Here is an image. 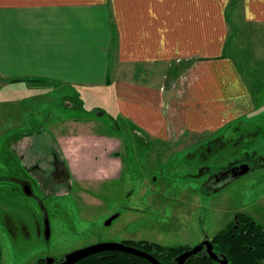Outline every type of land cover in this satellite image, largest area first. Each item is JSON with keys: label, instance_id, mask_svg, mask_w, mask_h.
Instances as JSON below:
<instances>
[{"label": "crops", "instance_id": "crops-1", "mask_svg": "<svg viewBox=\"0 0 264 264\" xmlns=\"http://www.w3.org/2000/svg\"><path fill=\"white\" fill-rule=\"evenodd\" d=\"M238 37L264 39V0H0V136L20 149L39 133L26 104L61 98L69 114L48 126L60 189L116 179L124 124L133 142L176 144L254 111L227 47Z\"/></svg>", "mask_w": 264, "mask_h": 264}, {"label": "rangeland", "instance_id": "rangeland-1", "mask_svg": "<svg viewBox=\"0 0 264 264\" xmlns=\"http://www.w3.org/2000/svg\"><path fill=\"white\" fill-rule=\"evenodd\" d=\"M229 49L244 68L243 75L256 100L254 111L226 123L216 134L187 135L176 144L159 143L144 136L133 137V142L127 133L128 125L124 124L120 135L123 147L108 153L113 164L122 168L119 177L101 182L73 179L64 194L66 187H58L50 195L37 186L42 205L50 212L53 230L49 240L44 227L40 233V223L45 221L42 208L32 199L21 201L11 189L15 186L13 178L37 184V178L49 175L54 165L52 150L56 148L48 127L50 118L69 112L58 105L61 98H55L50 106L46 97L28 102L25 122L34 123L39 133L22 138L20 149L12 145L14 141L7 146L5 136H0V264H35L39 256L67 254L107 240L120 241L122 229L138 230L158 243L188 242L193 247L201 238L199 230L205 228L211 234L225 228L238 212L248 213L264 225V39L238 37L231 39ZM101 100L102 95L95 99L97 108L93 112L100 109ZM110 100L107 97L106 107L115 116ZM220 137L232 139L223 147L230 152L222 155L204 148L214 147ZM242 162L249 165L247 173L221 187L208 184L215 170ZM133 206L146 210L131 214H136V220L131 222L127 210ZM11 210L23 220H17L12 235L7 227ZM27 210L33 212L31 220ZM115 214L119 216L106 225Z\"/></svg>", "mask_w": 264, "mask_h": 264}, {"label": "flooded vegetation", "instance_id": "flooded-vegetation-1", "mask_svg": "<svg viewBox=\"0 0 264 264\" xmlns=\"http://www.w3.org/2000/svg\"><path fill=\"white\" fill-rule=\"evenodd\" d=\"M242 164L246 163L242 162L240 164H234L226 168H219L215 170L212 176L208 178V184L213 185L215 187L219 185L220 187L225 185L229 180L233 179L230 178V173H232L234 170L237 171ZM57 172L58 170L55 168V166H53L48 176L45 175L36 179L37 184L25 178H13V183L15 186L11 189V192L17 195V197L21 201H29L27 199H32L33 203L42 208L43 217L45 221L43 225H41L40 223V233L42 231V228L44 227V232L46 234L47 240L51 239L50 237L53 230L52 223L50 220V212L47 208L43 207L41 197L38 195L36 188L37 186H41L43 190H45L50 195H53L54 191L59 186H61L57 184V182L65 181V178L63 177L56 179ZM55 194L58 195L59 191H57ZM139 210L145 211L146 209L133 206L127 210V214L129 215L128 219L131 222H134L136 220V214H131ZM24 211L26 212V210ZM9 213V221H7V227L9 233L12 235L16 231L18 225L17 220L20 219V222L23 220L21 216L17 214V212L15 213L11 210L9 211ZM242 214L248 213H236L233 216L229 226L222 228L214 233L210 234L205 228H203L202 231L199 230L201 238L199 239L198 244L193 247L189 245L188 242H183L178 245H166L158 243L156 241H152L144 237L145 235L140 234L138 230L130 231L129 229H122L121 231H119V234L121 235L120 237H122V240L120 241L107 240L102 242H118L127 247L139 249L157 259L160 264H179L178 257L181 254L188 252L197 246L201 247L195 253L190 254L185 259L183 264H200L202 260H210L212 264H222V261L225 260L226 264H234L235 259L245 257L246 255V263L251 262L252 264H264V225L259 223L252 215L251 216L254 218V220L261 224V226L246 222L245 219L242 217ZM27 215L29 216V220H31L32 217L34 218L32 211L27 210ZM115 215H117L116 217L119 216V214ZM181 215L183 216V214ZM113 219H108L105 224L110 225ZM47 220L49 222V226H47ZM135 228L138 229V227ZM130 229L132 230V228ZM223 231H226L228 237L231 238V240L228 241L231 250H236L238 247H242L243 251L241 254L237 255L234 251L225 252L217 245L216 236ZM115 234H118V230L115 231ZM86 246L90 245H84L79 248H83ZM168 248L171 249L169 250ZM114 253L116 254V264H155L144 257L123 250L100 251L86 256L80 259L79 261L96 254H98L99 257L107 260V257L113 256ZM67 254L61 255L60 253H58L57 255L47 254L44 256H39L36 259L35 264H59L65 260ZM79 261L75 263H78Z\"/></svg>", "mask_w": 264, "mask_h": 264}, {"label": "water", "instance_id": "water-1", "mask_svg": "<svg viewBox=\"0 0 264 264\" xmlns=\"http://www.w3.org/2000/svg\"><path fill=\"white\" fill-rule=\"evenodd\" d=\"M248 171H249L248 164L247 163L246 164H242L237 171L234 170L232 173H230V178H235L237 176L243 175V174L247 173ZM116 216L117 215L111 217V219H109V220H112ZM46 223H47V226H49L48 220H47ZM200 247L201 246H197L194 249L181 254L178 257L179 264H183L185 259L190 254L195 253ZM106 250H123V251H127L129 253H133V254H136L138 256L144 257V258L150 260L151 262H153L155 264H160L157 259H155L151 255H149L148 253H146L144 251H141L139 249L133 248V247L132 248L131 247H127V246H125V245H123L121 243H118V242H101V243H97V244H93V245H90V246H86V247H83V248L76 249L74 251L69 252L66 255L65 260L63 262L59 263V264H74L75 262L79 261L80 259H82V258H84L86 256H89L91 254H94V253H97V252H100V251H106ZM222 264H226V261L225 260L222 261Z\"/></svg>", "mask_w": 264, "mask_h": 264}, {"label": "trees", "instance_id": "trees-1", "mask_svg": "<svg viewBox=\"0 0 264 264\" xmlns=\"http://www.w3.org/2000/svg\"><path fill=\"white\" fill-rule=\"evenodd\" d=\"M230 43L231 42L229 40L227 43V47L230 45ZM233 58L235 59V56H233ZM238 67L241 70V73L243 74L244 68L240 67L239 64H238ZM251 90H252V88H251ZM224 139L220 137L217 141H215V144L213 143L214 147L207 145V147H204V148H206L208 150H210L212 148L211 149L212 152L216 151V152H220L221 154L226 153L228 151L230 152L231 150H228L227 148H223V147L225 145H227L229 142H231L232 139H230V138H228V139L224 138ZM218 141H220V143H218ZM239 141H241V139ZM219 157H221V155H219ZM243 159L245 161V158H243ZM232 163H235V162H232ZM236 163H238V162H236ZM242 217L245 219L246 222H249L251 224H257V225L261 226V224H259L257 221H255L254 218L249 214H242ZM230 240H231V238L228 237V235L226 234V231H223L216 236V243L223 251H225V252L234 251L237 255L241 254L243 251L242 247H238L236 250H231V248L229 247V243H228V241H230ZM168 249L170 250L171 248H168ZM246 258H247V255L245 257L237 258L234 260V264H252L251 262L246 263ZM75 264H116V254L114 253L113 256L107 257V260L99 257L98 254H96V255H92L88 258H85V259H83V260H81ZM200 264H212V263L210 260H202L200 262Z\"/></svg>", "mask_w": 264, "mask_h": 264}]
</instances>
